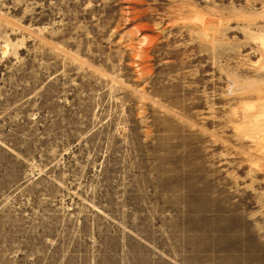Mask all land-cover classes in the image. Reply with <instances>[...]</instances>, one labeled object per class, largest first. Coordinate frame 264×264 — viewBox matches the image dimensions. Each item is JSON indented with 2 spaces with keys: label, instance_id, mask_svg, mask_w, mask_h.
<instances>
[{
  "label": "rangeland",
  "instance_id": "1",
  "mask_svg": "<svg viewBox=\"0 0 264 264\" xmlns=\"http://www.w3.org/2000/svg\"><path fill=\"white\" fill-rule=\"evenodd\" d=\"M263 39L264 0H0V264H264Z\"/></svg>",
  "mask_w": 264,
  "mask_h": 264
},
{
  "label": "bare ground",
  "instance_id": "2",
  "mask_svg": "<svg viewBox=\"0 0 264 264\" xmlns=\"http://www.w3.org/2000/svg\"><path fill=\"white\" fill-rule=\"evenodd\" d=\"M193 12H195V11H193ZM196 13V12H195ZM199 15V14H198ZM198 15H196L197 16V18H199L198 17ZM202 16H204L203 14H201ZM201 17V16H200ZM210 20V18H207V19H205V18H203V17H201V18H199V21H197L198 23H200V21H201V25H202V27H203V29H206L208 26L210 27V21H208L207 22V20ZM196 25V24H195ZM197 26V25H196ZM201 27V28H202ZM200 28V27H199ZM200 28V29H201ZM264 40V39H263ZM6 49V48H5ZM233 82V81H232ZM258 89V88H257ZM256 89V90H257ZM257 93H258V95H260V96H264V87H263V89L261 88V89H258L257 90ZM255 125H258V124H255Z\"/></svg>",
  "mask_w": 264,
  "mask_h": 264
}]
</instances>
